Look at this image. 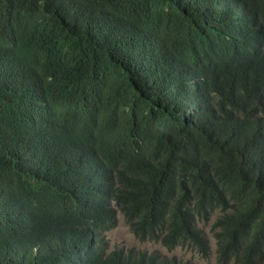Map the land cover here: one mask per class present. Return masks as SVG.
<instances>
[{
	"label": "trees",
	"instance_id": "16d2710c",
	"mask_svg": "<svg viewBox=\"0 0 264 264\" xmlns=\"http://www.w3.org/2000/svg\"><path fill=\"white\" fill-rule=\"evenodd\" d=\"M119 215L264 264V0H0V264H191Z\"/></svg>",
	"mask_w": 264,
	"mask_h": 264
},
{
	"label": "rangeland",
	"instance_id": "374dc122",
	"mask_svg": "<svg viewBox=\"0 0 264 264\" xmlns=\"http://www.w3.org/2000/svg\"><path fill=\"white\" fill-rule=\"evenodd\" d=\"M213 220L214 217H212L209 223L205 226L200 224V227H202L204 232L207 234L211 246L210 254L207 257H202L200 254L190 250L189 248L177 247L176 249L169 250L158 243L141 242L131 234L121 215L118 216L117 226L106 232L105 236L109 242L110 248L118 247L149 253H159L161 256L171 260L175 259L181 262H191L194 264H216V245L211 233V223Z\"/></svg>",
	"mask_w": 264,
	"mask_h": 264
},
{
	"label": "clouds",
	"instance_id": "9594fccd",
	"mask_svg": "<svg viewBox=\"0 0 264 264\" xmlns=\"http://www.w3.org/2000/svg\"><path fill=\"white\" fill-rule=\"evenodd\" d=\"M178 261V260H177ZM181 262V261H180ZM188 263H191V262H188ZM191 264H194V263H191Z\"/></svg>",
	"mask_w": 264,
	"mask_h": 264
}]
</instances>
